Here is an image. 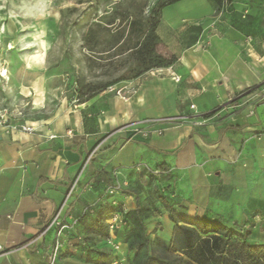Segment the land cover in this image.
Here are the masks:
<instances>
[{
    "label": "crops",
    "instance_id": "obj_1",
    "mask_svg": "<svg viewBox=\"0 0 264 264\" xmlns=\"http://www.w3.org/2000/svg\"><path fill=\"white\" fill-rule=\"evenodd\" d=\"M156 33L175 60L145 74L130 96L63 102L47 117L20 120L32 133L0 124V264H48L77 218L104 203L114 173L131 186L140 171L164 172L156 176H167L176 212L264 244V0H180L161 12ZM19 63L0 59V72L8 70L0 113L32 96L19 92L34 81L29 60ZM178 116L187 119L160 134L162 125L138 123ZM119 200L126 212L136 207L132 195ZM154 207L146 227L168 242L174 224ZM57 213L68 226L60 233L48 229Z\"/></svg>",
    "mask_w": 264,
    "mask_h": 264
},
{
    "label": "rangeland",
    "instance_id": "obj_2",
    "mask_svg": "<svg viewBox=\"0 0 264 264\" xmlns=\"http://www.w3.org/2000/svg\"><path fill=\"white\" fill-rule=\"evenodd\" d=\"M168 1L0 0V59L6 67L12 65L17 70L20 69V60L28 59L33 71L28 78L34 79L33 84L28 86L33 85L31 89L19 90L23 91V96L31 91L32 96L27 97L26 101L16 100L6 108L12 115L11 119L17 120L15 124H21L20 120L25 118L47 117L63 102L67 107H72L103 92L121 99L134 93L138 87L137 81L153 69L136 78L118 81L131 64L125 54L120 55L118 50L112 48L116 44L118 46L127 35L125 22L120 23V19L127 11H132L138 17L149 20L157 18L159 21L161 12L170 6L162 7ZM155 7L161 11L157 17L151 13ZM110 22L113 24H108ZM91 30L96 33L94 39L99 41L95 50L102 51L111 46L109 54L93 53L85 47L84 37ZM6 67L4 71L8 74ZM1 78L7 80V77ZM37 82L38 88L35 86ZM39 93L42 96L40 101L36 99ZM15 109L21 115L15 116ZM146 173L140 171L133 185L124 187L135 189L141 200L155 195V185L148 182ZM146 233L154 238V231L147 229ZM125 240L130 246L140 243L142 236L130 232ZM85 241L88 249L80 245L68 246L62 257L66 261L62 264H96L98 250H105L102 240L95 233H89L85 235ZM160 250L161 246L158 249L151 246L150 251L158 255ZM125 251L127 254V249L122 246L123 255ZM128 252V264H143L144 248L137 251L130 248ZM103 264H110V260Z\"/></svg>",
    "mask_w": 264,
    "mask_h": 264
},
{
    "label": "trees",
    "instance_id": "obj_3",
    "mask_svg": "<svg viewBox=\"0 0 264 264\" xmlns=\"http://www.w3.org/2000/svg\"><path fill=\"white\" fill-rule=\"evenodd\" d=\"M178 1L180 0H169L162 7ZM215 1L220 2L222 0ZM160 12L159 8L155 7L151 13L157 17ZM124 22L127 35L118 46L116 44L112 48L118 50L120 55L125 54L131 64L118 81L136 78L149 70L165 68L174 62V56L162 51L163 44L156 33L159 22L157 18L156 20H149L134 15L132 11H127L126 15L120 19V23ZM108 24L112 25L113 22ZM95 35L96 33L91 30L84 37L85 47L93 53L109 54L112 49L111 46L106 50H95L96 45L99 44V41L94 39ZM146 174L148 182H153L155 185L153 192L155 195L141 200L138 192L132 188L121 189L119 194L115 195H108L105 190L103 194L104 203L87 210L77 218L76 230L67 233L65 250L59 251L58 260L60 253H64L68 246L80 245L88 249V243L85 241L86 233L98 235L102 240V247L105 249L103 251L98 250L99 258L96 264H103L108 259L112 264L115 260L120 259V255L106 246L105 239L108 236L106 221L114 214L122 213L125 226L116 232V240L127 249V254L125 251L123 255V264H128V249L130 248L136 251L141 248L145 249L143 264H264V244L249 243L237 232L221 226H211L204 219L188 217L176 212L167 193L170 187V185H166L167 176H162L160 179L156 176L157 174ZM159 175H164V172H160ZM110 180L113 183L114 178ZM124 194L135 197L136 207L134 210L123 212V202L119 200V197ZM155 202H159L167 209L169 219L174 224L173 237L168 242L156 236L152 239L146 233V221L150 214L156 210ZM80 228H83V232L86 233L83 234ZM130 232L141 235L142 241L128 246L125 237ZM151 246L152 248L157 247V249L158 246H161L162 251L160 250L158 255L152 254Z\"/></svg>",
    "mask_w": 264,
    "mask_h": 264
},
{
    "label": "built area",
    "instance_id": "obj_4",
    "mask_svg": "<svg viewBox=\"0 0 264 264\" xmlns=\"http://www.w3.org/2000/svg\"><path fill=\"white\" fill-rule=\"evenodd\" d=\"M225 2H231L233 0H223ZM176 82L179 81V78H174ZM124 99V98H123ZM189 109L192 111L196 110L195 105H190ZM16 115H21V112L17 111V109L14 110ZM11 116L7 110H3L0 113V124L7 127V128H12L15 130H21L22 132L25 133H32L34 129L32 126H28L26 124H13ZM187 119L185 116H178V117H168V118H158V119H148V120H143L141 122H138L139 124H146L148 126H154V125H162L163 127L158 130V134L162 133L166 129L167 126L172 125L173 123L181 124L183 120ZM136 133H142L144 135L147 134L146 131H143V129L136 128L135 129ZM145 132V133H144ZM153 174H159L160 171H154L152 172ZM118 174L114 173V181L111 185H109L106 188V193L108 195H115L119 194L121 189H124V187L128 186V183L126 180H120L117 176ZM115 204V202H113ZM122 210L123 212L126 211L124 203H122ZM76 221L74 222L75 225ZM107 227H108V236L105 239V244L107 247H109L113 252L116 254L120 255V259L115 260L112 264H123L124 259H123V254L121 253L122 245L116 240V232L121 230L124 226L125 223L123 221V214L122 213H116L112 217H110L106 221ZM52 226L58 227L59 228V233L65 229L68 228V226L63 225L59 221V213L53 218L52 222L50 223L48 229ZM58 233V235H59ZM63 244L59 241L55 242V246L52 250L51 255L49 256L48 264H58V254L59 251L62 249Z\"/></svg>",
    "mask_w": 264,
    "mask_h": 264
},
{
    "label": "bare ground",
    "instance_id": "obj_5",
    "mask_svg": "<svg viewBox=\"0 0 264 264\" xmlns=\"http://www.w3.org/2000/svg\"><path fill=\"white\" fill-rule=\"evenodd\" d=\"M0 77H6V72L4 70L0 72Z\"/></svg>",
    "mask_w": 264,
    "mask_h": 264
}]
</instances>
